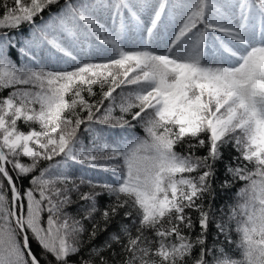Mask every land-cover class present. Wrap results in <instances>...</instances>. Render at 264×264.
<instances>
[{
  "label": "snow or ice",
  "instance_id": "6c2138e0",
  "mask_svg": "<svg viewBox=\"0 0 264 264\" xmlns=\"http://www.w3.org/2000/svg\"><path fill=\"white\" fill-rule=\"evenodd\" d=\"M0 89V264H264V0H0Z\"/></svg>",
  "mask_w": 264,
  "mask_h": 264
},
{
  "label": "trees",
  "instance_id": "16d2710c",
  "mask_svg": "<svg viewBox=\"0 0 264 264\" xmlns=\"http://www.w3.org/2000/svg\"><path fill=\"white\" fill-rule=\"evenodd\" d=\"M7 91H8L7 89H0V95H6L7 94ZM137 133L139 135H143L142 130L139 129V128L137 129ZM177 150H179V149H177ZM237 187H239V185H237ZM106 199H107L106 197H102L101 200H100V203L101 204L106 203ZM217 207H219V204L217 205ZM44 217L46 219V213L44 214ZM233 235H235V234H233ZM103 238H104L103 235H101L100 236V240H102ZM97 243H99V241H97ZM31 247H32L33 252L38 255L39 252H40V248H39V246L37 245V243L34 240L32 241Z\"/></svg>",
  "mask_w": 264,
  "mask_h": 264
}]
</instances>
